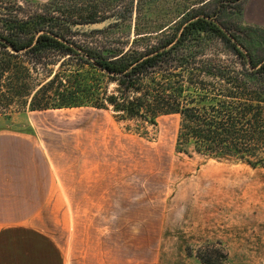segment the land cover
I'll use <instances>...</instances> for the list:
<instances>
[{"label":"rangeland","instance_id":"1","mask_svg":"<svg viewBox=\"0 0 264 264\" xmlns=\"http://www.w3.org/2000/svg\"><path fill=\"white\" fill-rule=\"evenodd\" d=\"M68 1L73 6L76 2L87 4L86 0H0V30L6 31V21L16 20L11 17L21 19L24 13H44L51 11L53 7L49 9V6L53 2L62 6ZM245 1L153 0L142 14L153 20L146 21L145 25L152 31H157L167 18L175 21L172 26L185 15H217L239 39L240 45L260 62L264 60V29L245 24L241 11ZM124 2L127 4L130 0ZM123 9L122 3L114 4L107 11L100 10L99 15L110 16ZM136 15L137 11L132 17V33ZM144 22L140 28L144 27ZM134 38L132 35L126 48L131 47ZM71 40L94 48L100 46L102 36L80 33ZM14 54L12 72L0 83V117L18 118L22 125L37 121L36 128L50 135L60 158L64 159L65 151L67 154L70 151L74 161L83 157L88 162V168L83 171L86 186L96 185L95 175H99L100 184L104 173L105 188L110 191V187L117 186L120 192L100 195L94 187L93 193L73 195L78 203L74 225L62 222L68 229L70 242L60 237L67 264H173L181 253L208 255L212 247L222 246L224 239L234 236L237 229L232 227L234 222H249L242 227L245 229L242 239L253 251L264 252V168H252L232 158L215 160L193 151L188 153L186 148L182 149L186 153H178L175 150L180 123L177 116L161 118L156 127L141 125L140 121L121 120V115L112 107L109 112L99 111L88 102L82 108L32 115L29 110L34 94L43 86L48 88L57 73L70 75L68 71L76 69L68 66L60 69V64L74 66L78 62L66 57L58 65L49 66V71L33 70L28 76L21 68L27 65L30 68L32 62L26 61L23 53ZM224 58L235 57L226 53ZM75 77L86 80L100 89L99 92L107 91L110 95L117 90L116 82L88 67ZM185 222H216L218 239L199 243L189 228L188 235L193 239L186 241L184 229L178 226L187 224ZM253 222L260 223L253 225ZM162 243L167 246L161 255ZM222 247L227 253L224 245ZM238 262L257 264L258 260L250 257Z\"/></svg>","mask_w":264,"mask_h":264},{"label":"trees","instance_id":"2","mask_svg":"<svg viewBox=\"0 0 264 264\" xmlns=\"http://www.w3.org/2000/svg\"><path fill=\"white\" fill-rule=\"evenodd\" d=\"M152 1L86 0L87 4L75 6L70 1L62 6L53 2L51 11L11 17L16 20L6 21V31L0 30V83L12 72L14 53H23L32 62L30 68H21L28 76L33 70L47 72L69 57L79 64L63 62L60 69H76L69 70L70 75L57 73L48 88L39 89L30 112L82 108L88 102L97 110L112 107L121 120L154 127L163 117L177 116L178 153L193 151L264 168V60L257 62L249 51L244 53L228 33L241 44L239 39L217 15H185L172 26L175 21L167 18L152 31L145 25L153 20L142 14ZM120 3L123 10L99 15ZM97 23L103 27L77 28ZM88 32L102 36L100 46L71 40ZM132 35V45L126 48ZM226 53L235 58H224ZM85 67L116 82L117 90L109 95L76 78ZM196 257L202 264H230L221 245L212 247L208 255L197 252Z\"/></svg>","mask_w":264,"mask_h":264},{"label":"crops","instance_id":"3","mask_svg":"<svg viewBox=\"0 0 264 264\" xmlns=\"http://www.w3.org/2000/svg\"><path fill=\"white\" fill-rule=\"evenodd\" d=\"M242 17L246 25L264 29V0H246ZM35 112L42 111L30 113L33 115ZM16 119L0 117V264H67V254L60 244V237L70 242L68 229L62 222L74 225V211L78 203L73 195L93 193L91 189L94 187L100 195L120 192L117 186H109L112 188L110 191L105 188L104 173L101 174L103 180L100 184L99 175H95L96 185L86 186L83 179L88 162L83 157L74 161L70 151L68 154L65 151V158H60L50 135L36 128L37 121V124L26 122L22 125ZM112 203L114 206L115 202ZM185 223L178 226L184 229L182 233L186 241L193 237L199 243L218 239L216 222ZM257 223L260 222H253V225ZM247 224L249 222H234L232 227L237 228L232 234L234 236L222 242L230 264H244L238 259L250 257L257 258V264H264V252L253 251L242 239L245 232L242 227ZM189 228L193 237L188 235ZM63 232L65 234L61 235ZM113 233H116L115 228ZM166 246L160 244L161 255ZM173 264L202 263L196 254L187 256L181 253Z\"/></svg>","mask_w":264,"mask_h":264},{"label":"water","instance_id":"4","mask_svg":"<svg viewBox=\"0 0 264 264\" xmlns=\"http://www.w3.org/2000/svg\"><path fill=\"white\" fill-rule=\"evenodd\" d=\"M103 27V23H97V24H88V25H79L77 26V28H85V29H89V28H93V29H101ZM226 33H228L225 30ZM228 36L233 40L234 43L237 44V46L244 52L247 54V51L240 45L237 43L236 39H234L229 33Z\"/></svg>","mask_w":264,"mask_h":264}]
</instances>
